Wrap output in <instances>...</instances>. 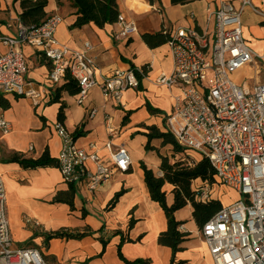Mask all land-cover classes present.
<instances>
[{
	"label": "crops",
	"instance_id": "0c3cea01",
	"mask_svg": "<svg viewBox=\"0 0 264 264\" xmlns=\"http://www.w3.org/2000/svg\"><path fill=\"white\" fill-rule=\"evenodd\" d=\"M221 1L194 0L174 5L171 0H118L120 14L133 20L138 28L137 33L123 39L117 38L120 30L117 21L102 28L94 23L71 28L77 18L72 2L48 0L47 16L57 14L61 17L56 37L62 43L72 50L82 49L86 42L91 43V55L96 60L99 81L110 71L134 69L140 86L127 90L122 103L117 105L105 101L97 85L80 105L76 100L77 94H70L63 88L66 82L57 87L48 83L49 61L31 46L22 48L28 65L26 81L40 90H46V93L38 104L26 97L0 95L10 104L8 108L0 104V114L12 125L8 134L0 130V173L6 188L7 216L15 246L41 250L48 264H128L121 258L119 249L128 261L143 259L145 264H172V249L158 242L160 233L168 229V219L160 204L150 197L141 162L161 176V159L157 150L171 161H174V155L177 159L182 155L174 153L172 145H165L161 138L151 141L156 150L146 149L151 127L167 132L165 120L180 90L157 82L161 75L171 74L174 68L168 43L150 46L143 36H168L180 27L211 32L213 22H208V9L215 10ZM231 1L240 3V0ZM21 12L19 2L0 0V35L16 33ZM242 20L244 38L252 48L261 51L264 48V22L250 10L244 13ZM4 49L0 44V50ZM246 69L249 68L239 70L234 79ZM249 72L250 76L253 75L250 69ZM60 88V98L56 101V91ZM62 104L65 105L62 124L74 135L77 145L85 147L94 142L102 147L100 154L106 165L111 164L104 148L109 140L116 146L127 147L131 155L132 164L128 171L117 172L93 193L85 187L66 183L60 172L58 156L62 139L54 125L60 122L58 113ZM94 108L97 113L90 118ZM105 116L110 117L113 126L118 129L113 138L107 131ZM76 131L81 132L80 136H75ZM45 151L57 160L58 166L24 168L18 162L10 161L15 154L38 159ZM188 155L195 162L200 159L198 153L189 151ZM202 184L201 180H196L193 187ZM172 188L169 184L164 186L168 204L173 202ZM68 190L72 191V196L67 202L53 201L58 192ZM120 191L123 194L118 202L108 207ZM188 207L192 212V207ZM176 218L183 221L177 213ZM62 228L93 234L81 239L53 238L45 246L47 241L43 234ZM179 230L186 236L173 264H213L199 227H189L184 221ZM100 238L107 241L105 248Z\"/></svg>",
	"mask_w": 264,
	"mask_h": 264
},
{
	"label": "built area",
	"instance_id": "2783aa9c",
	"mask_svg": "<svg viewBox=\"0 0 264 264\" xmlns=\"http://www.w3.org/2000/svg\"><path fill=\"white\" fill-rule=\"evenodd\" d=\"M250 10L264 22V0H223L215 10L208 9L213 30L180 27L169 35L173 57L171 74L158 83L176 87L172 111L165 120L166 131L186 151L207 158L215 170V184L198 186V199H216L215 186L234 190L238 198L225 205L200 229L213 264H264V48L257 51L244 38L243 15ZM61 17L49 15L40 24L16 25L13 35H0V95L26 97L38 104L46 90L26 81L28 65L24 46L35 48L50 63L48 83L62 85L67 75L79 87L78 104H83L92 88L99 85L105 101L122 103L124 93L137 89L140 79L134 69L113 70L96 77L97 64L92 45L72 50L56 37ZM117 38L127 39L138 32L136 23L119 14ZM249 68L253 75L241 84L234 75ZM252 81V82H251ZM97 109L90 112L93 118ZM106 128L117 135L111 118ZM62 139L59 169L66 183L76 184L91 193L99 190L117 172L132 164L124 145L112 140L105 144L110 165L103 163L101 149L94 142L79 146L61 122L54 125ZM11 122L0 114V130L8 134ZM193 165L194 162L188 161ZM92 165V167H91ZM0 264H48L39 249L14 244L7 216V193L0 173Z\"/></svg>",
	"mask_w": 264,
	"mask_h": 264
},
{
	"label": "trees",
	"instance_id": "16d2710c",
	"mask_svg": "<svg viewBox=\"0 0 264 264\" xmlns=\"http://www.w3.org/2000/svg\"><path fill=\"white\" fill-rule=\"evenodd\" d=\"M70 1L77 10V18L71 25V28H81L89 23H94L98 27L102 28L108 23L116 22L118 15L120 14L118 0ZM191 1L194 0H171V3L177 5L186 4ZM15 2L20 3L22 8V12L20 13V21L24 24H40L48 17L46 12L48 0H15ZM143 38L148 45L156 46L160 43L168 42L169 35L145 34ZM65 82L66 83L63 88L66 89L70 94H77L79 92V87L76 81L69 75H67ZM60 90L61 88L56 91V101H58L60 98ZM0 104L3 108H8L10 106L8 100L3 97H0ZM64 106V104L61 105L58 113V118L61 123L65 118ZM74 134L75 136H80L79 134H81V132L76 131ZM147 136V150H156V148L151 145V141L154 138H161L163 139V143L165 145H172L174 153L183 155L186 153L188 155L189 151H186V149L178 145L175 139L168 132L163 133L159 131L158 128L151 127ZM158 155L161 159V176L156 175L152 169H149L145 165L144 162H141V168L144 171V179L151 199L160 204L168 219V229L160 233L158 242L159 244L168 246L172 249L173 264L176 253L182 250L181 244L185 241L186 236V233L179 230V227L184 223V221L177 220L176 212L190 205L192 207L193 219L199 229H201L202 226L212 216L222 209L223 203L219 199H211L206 203L200 201L198 199L200 194V191L198 190L199 187H193V184L196 180H201L203 183L202 185L208 184L209 186H213V184L216 182L215 170L207 158L200 156V159L197 162L194 161V164L190 165L188 162L185 163L186 160L184 157L177 159V161H175V157L174 161H171L169 157L163 156L159 152ZM10 161L18 162L24 168L46 167L53 165L58 166L57 160L52 158L48 151H45L44 154L38 159L26 158L23 155L15 154ZM166 184H169L173 187L171 190L173 202L171 204H168L167 192L164 190V186ZM122 194L123 191L116 193L108 207L115 206ZM71 196V190L60 191L57 193L53 201L67 202ZM130 225H133V221ZM92 234V232H79L62 228L57 231L44 233L43 236L46 241H50L53 238L81 239ZM100 240L105 248L107 241L102 238H100ZM119 254L121 258L124 259L128 264H145L146 262L143 259L128 261L121 255L120 249Z\"/></svg>",
	"mask_w": 264,
	"mask_h": 264
},
{
	"label": "rangeland",
	"instance_id": "374dc122",
	"mask_svg": "<svg viewBox=\"0 0 264 264\" xmlns=\"http://www.w3.org/2000/svg\"><path fill=\"white\" fill-rule=\"evenodd\" d=\"M240 73V74H239ZM238 73V75L236 76V80H237V82L238 83H242L244 80H246V79H249V77H250V72H249V69H246V70H242V71H240ZM247 73V74H246ZM262 80H264V74H263V77H262ZM159 151L157 150V153H158ZM183 152H185V151H183ZM193 153H197V152H194V151H192ZM160 153V152H159ZM174 158H175V155L173 156ZM182 157H184V158H187V159H185L186 161H185V163H187L188 161H191V162H194L195 160H193V159H191L190 157H189V155H187L186 153L183 155H180V157H179V159L180 158H182ZM175 161H177V158L175 159ZM195 187H197V185L195 186ZM228 190L226 191V192H224V187H222L221 185H216L215 186V192H214V196L215 197H217L216 199H219L223 204H226V203H228L229 201H231V200H233V199H237L238 197H236V192L234 191V190H232V189H229V188H227ZM238 196V195H237ZM177 213V215L180 217V218H182V220L183 221H185L188 225H189V227H197L195 224L196 223H194L195 221H194V219H193V214H192V212H191V208L190 207H185V208H183V209H181V210H179V211H177L176 212ZM48 243H49V241H47L46 242V244H45V246L46 245H48ZM45 249H46V247H45ZM41 251V250H40ZM41 253H42V255H43V252L41 251ZM43 257H44V255H43ZM52 258H55V257H52ZM44 259H45V257H44ZM45 261H46V259H45Z\"/></svg>",
	"mask_w": 264,
	"mask_h": 264
}]
</instances>
